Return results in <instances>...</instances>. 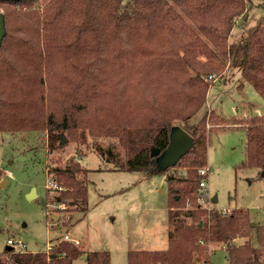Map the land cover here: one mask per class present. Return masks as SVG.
Segmentation results:
<instances>
[{"label": "trees", "instance_id": "1", "mask_svg": "<svg viewBox=\"0 0 264 264\" xmlns=\"http://www.w3.org/2000/svg\"><path fill=\"white\" fill-rule=\"evenodd\" d=\"M259 5L256 24L242 41L231 42L248 0H0L6 30L0 133H43L51 153L90 136L117 139L125 153L119 168L147 174L153 150L167 147L173 125L194 139L175 167L158 172L168 182V246L129 250L128 264H202L214 243L226 249L228 264H264V226H252L247 208L209 211L198 204L209 125L228 123L205 108L210 87L237 65L264 99V0ZM232 122L246 134L242 166L264 177V114ZM101 149L116 159L112 148ZM47 172L58 186L47 187L49 199L66 225L67 215L88 209V169L71 157L52 160ZM55 242L50 253L6 249L0 262L72 264L80 256L87 264L111 262L108 251L86 253L81 244Z\"/></svg>", "mask_w": 264, "mask_h": 264}, {"label": "rangeland", "instance_id": "2", "mask_svg": "<svg viewBox=\"0 0 264 264\" xmlns=\"http://www.w3.org/2000/svg\"><path fill=\"white\" fill-rule=\"evenodd\" d=\"M248 2L250 9L236 24L231 42L242 41L245 29L263 14L259 5L263 0ZM205 108L215 110L229 123L209 125V191L218 198L212 206L221 211L245 207L253 223L264 226V177L258 168L242 166L246 134L241 125L232 124L234 119L264 114V99L242 76L240 67L233 65L210 87ZM65 144L51 153L43 133H0V253L6 250L9 238L38 252L65 234L79 239L86 253L108 251L110 264H128L129 250L165 249L172 229L166 176L120 169L125 153L117 139L90 136L87 143ZM100 147L112 148L116 159L109 152L102 154ZM71 157L88 169V209L67 215L64 225L57 221L63 212L49 199L47 168L52 160ZM33 189L36 197L30 199L28 193ZM250 239L253 245L259 244L256 232ZM221 246L210 245L214 248L210 264H228L227 251ZM72 264H87V260L80 256Z\"/></svg>", "mask_w": 264, "mask_h": 264}, {"label": "water", "instance_id": "3", "mask_svg": "<svg viewBox=\"0 0 264 264\" xmlns=\"http://www.w3.org/2000/svg\"><path fill=\"white\" fill-rule=\"evenodd\" d=\"M5 20L4 14L0 11V44L5 35ZM66 142V138L62 139ZM194 146L193 137L179 125H173L170 128L169 143L164 150L155 149L152 152L154 156L151 162V168L148 175L157 174L159 171H164L169 168L175 167L179 160ZM36 197L34 189L28 193V198L33 199ZM217 195L213 196V202H217ZM56 219V217H54ZM256 223H252L255 226ZM7 250H12V246H6ZM84 257V256H83Z\"/></svg>", "mask_w": 264, "mask_h": 264}, {"label": "built area", "instance_id": "4", "mask_svg": "<svg viewBox=\"0 0 264 264\" xmlns=\"http://www.w3.org/2000/svg\"><path fill=\"white\" fill-rule=\"evenodd\" d=\"M213 75H210V78H212ZM199 174H200V181H199V187H198V204L204 208H206L207 210H211L213 208V196H211L210 191H209V174H210V168L208 165H205L203 167L200 168L199 170ZM47 187L49 188H58L57 184L55 182H53L52 180H49V183L47 184ZM63 239L67 240V241H71L77 245L80 244V240L79 239H75L72 238L69 234H65L63 236ZM8 244L10 246H12V250L15 252H27L29 251L27 249V245L20 240H15L12 238L8 239ZM55 243H51V245H49L48 249H46L45 251L47 253H50L53 250V247ZM213 249V248H211ZM210 249V252H211ZM0 264H5V263H1ZM161 264V263H158ZM202 264H210V260L203 262Z\"/></svg>", "mask_w": 264, "mask_h": 264}, {"label": "crops", "instance_id": "5", "mask_svg": "<svg viewBox=\"0 0 264 264\" xmlns=\"http://www.w3.org/2000/svg\"><path fill=\"white\" fill-rule=\"evenodd\" d=\"M242 18V17H241ZM239 20L240 19H238V21L236 22V24L239 22ZM236 24H235V26H236ZM235 26H234V28H233V31L235 30ZM233 31H232V33H233ZM155 175V174H154ZM150 176H153V175H150Z\"/></svg>", "mask_w": 264, "mask_h": 264}]
</instances>
